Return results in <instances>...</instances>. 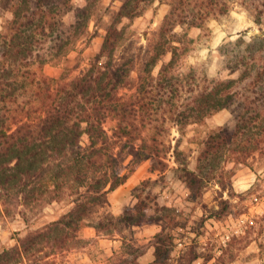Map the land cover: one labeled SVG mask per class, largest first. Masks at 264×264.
I'll list each match as a JSON object with an SVG mask.
<instances>
[{"label":"trees","instance_id":"1","mask_svg":"<svg viewBox=\"0 0 264 264\" xmlns=\"http://www.w3.org/2000/svg\"><path fill=\"white\" fill-rule=\"evenodd\" d=\"M96 1L81 5L74 0H0V7L8 13L0 30V198L13 191L16 198L31 199L39 188H53L52 198L61 200L67 183L72 181L75 188L67 200L71 208L39 233L26 237L23 249L4 247L0 264H9L37 238H50L57 225L68 224L64 221L67 214L75 223L93 218L108 192L127 178L119 170L125 155L131 156L132 168L148 160L151 170L163 169L165 136L173 123L204 122L222 109L231 114L229 122L202 141L196 167L179 169L191 201L211 179L223 188L229 184L233 169L219 165L223 154L244 164L255 153L264 154V38L247 44L249 54L240 55L230 66L231 75L192 88L181 104H175L174 98L180 96L169 75L178 49L186 50L192 41L188 30L225 16L236 0H159L167 4V10L140 46L143 64L150 69L127 98L119 95L127 70L115 54L123 35L117 22L137 17L143 3L151 0L123 1L95 60L81 74L59 80L33 67L37 63L42 68L64 51L71 38L83 31ZM168 54L170 58L164 60ZM158 63L159 71L154 74ZM109 113L116 119L111 135L104 128ZM150 182L144 179L132 188L135 202L116 216L105 214L106 223L132 227L163 219L157 215L161 209L157 193L144 188ZM106 223L99 219L95 228ZM153 238L155 258L148 264H165L173 235L162 226ZM53 239L61 238L54 235ZM189 255L188 262L198 257L194 249H189ZM136 256L116 264H141Z\"/></svg>","mask_w":264,"mask_h":264},{"label":"rangeland","instance_id":"2","mask_svg":"<svg viewBox=\"0 0 264 264\" xmlns=\"http://www.w3.org/2000/svg\"><path fill=\"white\" fill-rule=\"evenodd\" d=\"M85 1L74 0L81 5ZM123 1L97 0L83 31L71 38L64 51L42 68L37 63L33 67L41 75L59 80L81 74L95 60L108 27L118 19ZM143 6L137 17H123L117 22L123 35L115 54L127 70L119 86L122 98L135 93L149 72L150 68L143 64L144 51L140 46L147 42L146 33L158 28L167 10V4L159 0L145 2ZM7 16V11L0 7V30ZM188 35L192 41L186 50L178 49L169 70L180 96L174 98L175 104L185 102L192 88L231 75L230 66L240 55L249 54L247 44L263 40L264 0H236L225 16L209 21L204 27L190 28ZM169 58L170 54L164 56V60ZM100 60L104 64V58ZM159 68L160 63L152 72L157 74ZM230 119V111L222 109L204 122L171 124L165 136L163 169L151 170L148 160L132 168L131 156L122 152L125 156L119 170L127 173V178L116 188H134L144 179L151 180L144 188H153L157 193L156 201L161 208L157 215L163 216L156 227L160 230L165 226L173 235L165 264H264V154L255 153L248 164L234 163L227 153L223 154L219 165L233 169L229 184L223 188L211 179L194 201L188 199L189 189L178 176L182 166L196 167L204 138ZM258 122L263 124V120ZM115 124L116 119L109 113L104 121L108 134H112ZM74 189L72 181L67 183L62 188L61 200L52 198L53 188H39L33 199L16 198L13 191L0 198V251L15 245L23 249L26 237L39 233L49 221L71 208L72 203L67 200ZM111 191L93 218L75 223L70 214L65 215L68 224L57 225L48 239L37 238L24 253L11 258L9 264H116L153 245V236L140 233L143 227L115 228L106 223L105 214L117 215L109 210ZM99 219L106 225L97 230ZM54 235L61 239L55 241ZM178 239L186 242L179 246ZM189 249H194L198 257L188 262Z\"/></svg>","mask_w":264,"mask_h":264},{"label":"crops","instance_id":"3","mask_svg":"<svg viewBox=\"0 0 264 264\" xmlns=\"http://www.w3.org/2000/svg\"><path fill=\"white\" fill-rule=\"evenodd\" d=\"M109 195H110L109 210H111L114 214H119L125 205L133 204L135 202V200L131 201L130 199L131 197L132 200L133 198L135 199V197L132 194V188H115L111 191ZM158 225L159 223H145L142 225H135V226L139 228L143 227L140 233H143L146 236H151L152 238L155 232L158 231V228L156 227ZM154 249L155 247L153 244L150 247H146V249L143 252L136 254L137 261L141 264L151 263L155 258Z\"/></svg>","mask_w":264,"mask_h":264},{"label":"built area","instance_id":"4","mask_svg":"<svg viewBox=\"0 0 264 264\" xmlns=\"http://www.w3.org/2000/svg\"><path fill=\"white\" fill-rule=\"evenodd\" d=\"M186 242V241H185ZM185 242H183L182 240H180V239H178L177 240V244L180 246V245H183V243H185Z\"/></svg>","mask_w":264,"mask_h":264}]
</instances>
